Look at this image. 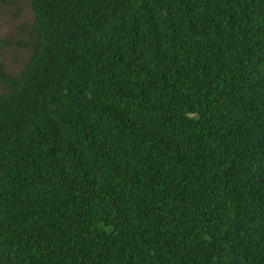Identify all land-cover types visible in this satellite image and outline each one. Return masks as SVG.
<instances>
[{
	"label": "trees",
	"instance_id": "16d2710c",
	"mask_svg": "<svg viewBox=\"0 0 264 264\" xmlns=\"http://www.w3.org/2000/svg\"><path fill=\"white\" fill-rule=\"evenodd\" d=\"M27 1L0 264H264V0Z\"/></svg>",
	"mask_w": 264,
	"mask_h": 264
},
{
	"label": "rangeland",
	"instance_id": "374dc122",
	"mask_svg": "<svg viewBox=\"0 0 264 264\" xmlns=\"http://www.w3.org/2000/svg\"><path fill=\"white\" fill-rule=\"evenodd\" d=\"M33 24L34 13L29 1L21 0L11 6L0 3V38L12 43L0 50V78L4 74L16 76L24 70L30 58V49L23 44L33 39ZM4 91L0 81V93Z\"/></svg>",
	"mask_w": 264,
	"mask_h": 264
},
{
	"label": "clouds",
	"instance_id": "9594fccd",
	"mask_svg": "<svg viewBox=\"0 0 264 264\" xmlns=\"http://www.w3.org/2000/svg\"><path fill=\"white\" fill-rule=\"evenodd\" d=\"M5 92V91H4ZM1 94V93H0Z\"/></svg>",
	"mask_w": 264,
	"mask_h": 264
}]
</instances>
